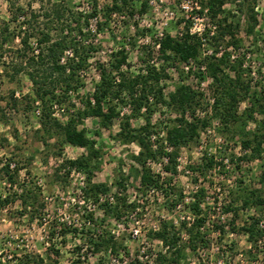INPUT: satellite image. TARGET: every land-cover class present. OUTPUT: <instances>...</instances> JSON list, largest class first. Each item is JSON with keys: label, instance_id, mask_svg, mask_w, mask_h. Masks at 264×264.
<instances>
[{"label": "rangeland", "instance_id": "374dc122", "mask_svg": "<svg viewBox=\"0 0 264 264\" xmlns=\"http://www.w3.org/2000/svg\"><path fill=\"white\" fill-rule=\"evenodd\" d=\"M13 1L26 14H36L37 18L32 22L35 28L49 29L52 34L61 32L62 27L63 33L72 29V34L78 40L96 46L89 57L87 68L80 72L84 83L82 87L76 93H71L70 99L63 105L54 106L55 115L62 122L66 120V115L59 107H68L71 111L82 106L81 99L92 92L94 84L99 80L97 65L107 62L112 51L124 48L130 70L137 71L144 66L139 59L142 46L149 45L151 57L148 61L159 66L163 61L156 46L160 33L180 36L187 20L194 30L198 28L203 32L205 27L211 28L207 9L201 7L200 0H133V15L125 10L114 13L102 29L97 28L96 21L103 20L100 10L111 4V0H97L96 17L89 15L93 6L90 0ZM141 2H146V6L140 12ZM183 4L188 6L186 10ZM59 7L63 9L64 15L62 21L57 23L52 13ZM222 9L224 12L231 10L233 17L230 15V20L238 22L235 38L241 42L227 48L231 52V59L241 58L251 87L264 90V0L256 1L257 24L252 35L245 34L244 18L235 10L232 0H226ZM9 17V2L0 0V19L6 20ZM68 21L70 27L66 26L68 29H65ZM9 25L11 30V23ZM30 41L34 47V39ZM19 43V38H16L9 46L14 49L19 47ZM220 44L219 52L224 47L223 42ZM204 48V53L209 54L210 47L205 45ZM11 56L14 57V52L10 49L1 58L6 68L0 64V199L10 197L8 203L0 204V264H14L20 257L25 259L26 255L35 260L42 258L39 264H68L75 259H79V264H129L137 256L141 261L139 264H144L151 260L153 252L162 248L160 242L152 239L148 231L157 228L161 220H171L177 226L181 220H190L192 214L188 204L193 194L202 188L203 206L210 207L205 209L208 210L205 226L209 242L196 252L185 247L183 264H261V254L251 259L248 251L253 243L244 232L237 230L252 217L259 218L263 224L261 209L255 205L241 208L234 218L233 212L222 211V205L230 201V190L237 192L242 182L264 193V183L260 181L264 150L262 158H243L249 150L241 149L239 135L230 139L221 133V123L211 109L214 97L212 80L204 73L203 66L191 62V70L188 71L189 65H181L180 69L184 72L181 79L175 66L170 63L165 65L168 77L161 81L164 96L179 81L190 84L202 98L201 106L195 110V117L207 120L198 138L178 149L176 173L165 172L162 169L163 160L149 162L154 172L170 178V185L175 191L168 197L163 195V190L141 191L139 166L130 158V154L135 153L138 147L136 143H122L117 137L118 119H114L107 128L102 127L94 117H86L78 125V128L86 129L87 136L100 150L98 168L94 170L92 180L106 182L109 186V190L100 194L98 201L94 202L83 198L85 173L72 168L68 163V160L85 154L86 150L64 142L62 136L49 137L40 129L38 113L27 107L31 103L27 102L25 96H33L28 77L24 73L13 78L8 75L12 72L8 64ZM11 91L19 101L14 109L10 104ZM247 105V100L241 101L237 114H243ZM123 111L128 112L127 109ZM176 116L179 114L170 108L157 107L151 120L158 123L159 136L164 134V127L170 124L169 120ZM254 118L246 121L248 130H252L264 116L257 112ZM131 122L138 126L144 120L139 117ZM204 156H213L212 166L203 172L192 168L196 164L202 165ZM5 164H8L10 173L17 169L14 184H11L3 171ZM121 178L124 179L127 197L136 198L137 207L132 213L116 220L105 214L102 204L108 196L118 194L119 189L114 182ZM24 188H32L38 195L34 205H28L26 209L22 204ZM89 213L94 215V226L84 222ZM231 222H234V227ZM62 230L66 231L63 233ZM51 231L54 233L52 237ZM97 233L111 235L121 243L117 254L111 253L109 249H95L87 242L90 235ZM180 238L181 244L185 245L184 231L180 232ZM260 242L264 244V237Z\"/></svg>", "mask_w": 264, "mask_h": 264}, {"label": "trees", "instance_id": "16d2710c", "mask_svg": "<svg viewBox=\"0 0 264 264\" xmlns=\"http://www.w3.org/2000/svg\"><path fill=\"white\" fill-rule=\"evenodd\" d=\"M9 2L10 17L6 20L0 19V64H6L1 58L7 51L14 52L11 61V78L20 73L26 74L31 87L32 94L26 95L27 106L32 112L38 111L40 129L49 137L53 135L62 136L64 142L82 147L86 153L72 160H68L72 168L85 173V186L83 187V198L86 201L97 202L99 195L106 193L109 186L106 182L92 180L93 172L98 168V157L100 150L95 146L92 139L87 136L84 127L78 125L86 117L97 118L102 127H109L114 119L119 120L117 137L122 143H136L138 150L130 154V158L139 166V184L141 191L163 190V195L168 197L175 190L170 185V178L162 177L152 170L149 162H160L166 158L162 169L167 173H176L177 151L180 147L195 141L200 129L205 126V118L195 117V110L201 106V94L194 90L190 84L179 81L174 89L164 96V86L161 81L168 77L166 63L175 66L181 79L183 69L180 66H188L191 70V62L203 66L204 73L210 76L214 97L211 109L215 117L221 123V133L225 137H240L241 149L249 150L243 158H262L264 150V119L256 122L252 130H248L247 120H253L255 113L264 116V90L252 88L247 80V69L242 67V59L235 57L231 59V52L227 48L233 44H240L241 40L235 38L238 33V22L230 20L231 10L225 11L222 6L226 0H200V5L207 9L208 17L211 20V28L204 29L201 34L190 31V22L187 20L184 31L180 36H173L164 33L157 41L158 52L162 58V64L155 66L149 63L151 57L150 46H142L139 54L140 61L144 63L143 68L134 71L130 70L127 61V52L119 48L110 53L109 60L97 65L99 80L94 84L92 92L81 99V107L73 110L59 107L66 115L62 122L54 112L55 105H63L70 99L71 93H76L82 87L83 80L80 72L87 68L88 60L96 46L91 43H84L72 34V29L63 33L52 34L49 29L35 28L32 22L36 20L35 13L26 14L21 6L15 5L13 0ZM92 9L90 17L98 15L97 0H90ZM235 3V10L238 11L245 21V34L252 35L257 24L255 4L257 0H232ZM146 2H141L139 11L145 9ZM126 11L133 15L135 6L133 0H111V4L101 8L103 20L96 21L98 29L107 24L110 15ZM201 12V10H200ZM221 13L222 16H219ZM57 23L62 21L63 9L60 7L52 13ZM188 22V23H187ZM11 23V30L9 29ZM87 22H85V25ZM70 27V22L65 23ZM16 38H19V47L12 49L9 45ZM227 38V40H225ZM30 39H34L35 46L31 45ZM220 42L224 43L223 50L218 51ZM205 45L210 53H204ZM219 53V54H218ZM144 56H141L143 55ZM201 76V75H200ZM203 76H201L202 78ZM10 104L16 108L18 99L13 91L10 93ZM247 100V107L243 114H237V108L241 101ZM36 102L37 105L33 106ZM170 108L179 116L169 120L170 124L164 127V134L159 136L160 130L157 124L152 122V116L158 106ZM128 110L125 112L123 110ZM66 110V111H64ZM245 114V115H244ZM143 118L144 122L138 126L132 124V119ZM247 118V119H246ZM246 158V159H247ZM213 156H204L203 164H196L192 168L203 172L212 166ZM260 173V181L264 183V164ZM7 178L14 184L16 182L17 169L10 170L8 164L3 166ZM119 192L107 198L102 204L105 214L120 220L127 213H132L137 207V200L129 199L125 193L124 179L114 182ZM139 188V189H140ZM203 189V188H202ZM202 189L196 191L188 204L192 217L190 220H181L177 226L171 220H161L157 228L149 230L152 239L161 244V249L153 252V257L144 264H183L185 258L184 248L196 252L199 248L205 247L208 241L206 222L209 206H203L201 196ZM25 190V188H24ZM230 201L222 205L223 212H233L234 218L241 208L256 206L261 209L264 215V193L260 189L247 187L244 182L239 185L236 191H231ZM37 194L34 189L27 188L23 194V207L34 205L37 201ZM10 197L0 199V204L8 203ZM13 198L11 197V200ZM240 201V202H239ZM239 202V203H238ZM24 211V210H23ZM94 215L87 214L84 222L94 226ZM233 221V220H232ZM234 227V222H231ZM234 229V228H232ZM75 231L76 228H73ZM96 230V229H95ZM244 232L253 243L248 251L253 259L261 254V264H264V244L260 242L264 237V223L259 218L252 217L249 222L245 221L238 228ZM66 230H62L64 233ZM97 231V230H96ZM184 231L186 243L180 242V232ZM215 231V230H214ZM98 232V231H97ZM53 231L50 236H53ZM95 249H109L111 253L117 254L122 246L120 242L113 239V236L105 233H97L87 238ZM261 243V244H260ZM231 247V246H230ZM58 253V250H55ZM42 258L30 259L28 255L22 260L20 257L14 264H39ZM75 259L68 264H79ZM138 256L132 258L129 264H139ZM4 264H9L4 263Z\"/></svg>", "mask_w": 264, "mask_h": 264}, {"label": "built area", "instance_id": "2783aa9c", "mask_svg": "<svg viewBox=\"0 0 264 264\" xmlns=\"http://www.w3.org/2000/svg\"><path fill=\"white\" fill-rule=\"evenodd\" d=\"M182 7H183L185 10L188 8V6H187L186 4H183ZM190 31L193 32V33H197V34H201V32H202V31L199 30L198 28H197V30H194V29L190 28ZM161 36H162V33H160V37H161ZM156 46H158V44H156ZM185 67H187V66H185ZM37 113H38V111H37ZM163 161L166 162V158H164ZM152 163H153V162H152ZM10 166H11V164H10ZM107 198H109V200L112 199L111 196H108ZM134 233L136 234V233H137V230H135Z\"/></svg>", "mask_w": 264, "mask_h": 264}]
</instances>
